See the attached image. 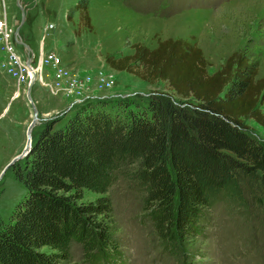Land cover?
<instances>
[{"label":"trees","instance_id":"16d2710c","mask_svg":"<svg viewBox=\"0 0 264 264\" xmlns=\"http://www.w3.org/2000/svg\"><path fill=\"white\" fill-rule=\"evenodd\" d=\"M89 3L78 0L67 17L78 11L93 30ZM131 47V54H107L106 63L165 82L171 94H151L147 108L88 100L64 124L46 122L30 154L11 166L27 192L0 220V264H68L74 244L91 264H122L107 195L120 177L141 192L145 218L170 256L204 233L217 203L247 216L262 206L264 142L247 121L264 128V77L256 78L248 47L214 73L187 40ZM86 190L101 196L85 200Z\"/></svg>","mask_w":264,"mask_h":264},{"label":"rangeland","instance_id":"374dc122","mask_svg":"<svg viewBox=\"0 0 264 264\" xmlns=\"http://www.w3.org/2000/svg\"><path fill=\"white\" fill-rule=\"evenodd\" d=\"M77 1L0 0V16L6 10L14 33L9 42L0 36V175L26 146L34 117L30 88L39 111L33 140L46 122L64 124L88 100L107 99L113 106L126 100L132 107L147 108L151 94H171L165 82L147 83L106 63L109 53H133L132 44L154 48L161 39L187 40L202 49L209 73L234 51L248 47L257 62L256 78L264 77V0H90L93 30L81 25L78 11L68 19ZM247 122L264 142V128L253 119ZM26 192L11 169L0 178V220H9ZM107 195L122 264H264V197L248 216L217 203L204 233L170 256L146 220L142 194L132 180L120 177ZM99 196L86 190L84 199ZM68 264L91 263L74 244Z\"/></svg>","mask_w":264,"mask_h":264},{"label":"water","instance_id":"95a60500","mask_svg":"<svg viewBox=\"0 0 264 264\" xmlns=\"http://www.w3.org/2000/svg\"><path fill=\"white\" fill-rule=\"evenodd\" d=\"M25 11H23V17H22V22H24V19H25ZM16 35H18V31L16 32ZM22 42V41H20ZM31 63V59L28 60V65H30ZM31 67V66H30ZM36 79V74L35 72H33V77H32V83L35 81ZM28 97L32 103V106H33V109H34V117H33V120L32 122L30 123V126L28 128V140H27V143H26V146L25 148L23 149V151L16 155L6 166L5 168L3 169L1 175H0V178H2L6 173L7 171H9L11 169V166L18 160L20 159H23L25 158L26 156H28L32 150V147H33V136H32V132H33V129L35 127V125L37 124L38 122V119H39V111L38 109L36 108V104L35 102L33 101L32 99V94H31V88L29 89V94H28Z\"/></svg>","mask_w":264,"mask_h":264},{"label":"built area","instance_id":"2783aa9c","mask_svg":"<svg viewBox=\"0 0 264 264\" xmlns=\"http://www.w3.org/2000/svg\"><path fill=\"white\" fill-rule=\"evenodd\" d=\"M4 5V3H3ZM53 26V25H51ZM0 36L4 41L9 42L13 39L14 33L9 29V21L6 10H4L3 14L0 16ZM33 70V68H31ZM35 72V71H34ZM33 73V71H32ZM33 77V76H31Z\"/></svg>","mask_w":264,"mask_h":264},{"label":"bare ground","instance_id":"6f19581e","mask_svg":"<svg viewBox=\"0 0 264 264\" xmlns=\"http://www.w3.org/2000/svg\"><path fill=\"white\" fill-rule=\"evenodd\" d=\"M33 72H34V70H33ZM32 76H33V73H32Z\"/></svg>","mask_w":264,"mask_h":264}]
</instances>
